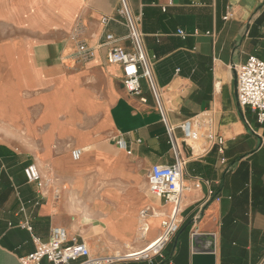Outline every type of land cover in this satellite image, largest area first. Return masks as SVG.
Masks as SVG:
<instances>
[{
	"label": "crops",
	"instance_id": "crops-1",
	"mask_svg": "<svg viewBox=\"0 0 264 264\" xmlns=\"http://www.w3.org/2000/svg\"><path fill=\"white\" fill-rule=\"evenodd\" d=\"M126 1L141 20L151 72L141 97L126 92L122 67L103 45L107 33L128 34L103 23L118 18L122 0H0V264H21L35 251L18 227L26 220L40 240L60 227L94 256L127 253V244L144 251L172 211L149 193L148 172L177 154L189 187L180 230L189 227L152 264H192L194 234L214 236L216 264H264V124L239 106L235 70L250 56L264 61V0ZM189 120H211L224 154L204 128L199 139H184ZM120 137L128 152L116 146ZM30 164L42 189L26 182ZM195 178L210 180L220 201L207 202L209 187L196 188ZM144 209L159 216L141 238Z\"/></svg>",
	"mask_w": 264,
	"mask_h": 264
},
{
	"label": "built area",
	"instance_id": "built-area-1",
	"mask_svg": "<svg viewBox=\"0 0 264 264\" xmlns=\"http://www.w3.org/2000/svg\"><path fill=\"white\" fill-rule=\"evenodd\" d=\"M123 6L118 11V18L105 17L103 23L106 27L111 22H116L124 26L128 34L124 38H119L113 33H107L104 38V44L109 48L108 60L111 64L122 67V84L126 92L132 96L142 95V80L151 79V72L148 61L143 49L142 33L140 31V18H135L129 9L126 0H122ZM225 20L229 16L224 17ZM183 38L187 36L184 31H179ZM129 42L132 50L121 45V41ZM80 55L84 61L89 60L90 50L86 46H80ZM237 78V100L241 108L250 107L257 116L259 124H264V61L255 56L248 57L247 61L235 68ZM141 101L146 103L145 98ZM204 135L209 142L219 146V152L224 154L225 141L218 136L213 129L211 120H189L182 126L184 139L197 140ZM140 142V141H139ZM116 146L119 150L128 152L129 146L122 138L116 140ZM74 161H79L82 156L80 149H75L71 153ZM225 163V160H223ZM186 163L177 154L174 164L171 165H153L148 172L149 193L165 204H174L175 208L171 217L162 222L163 231L154 242L156 245L140 254L133 252H115L112 255L94 256L89 247L79 240L78 237H70L66 230L55 227L51 230L48 241H42L33 235V228L28 220L21 222L18 227L27 230L35 244V251L20 259L21 264H40L47 260L52 264H130L131 262L145 261L152 264L154 258H164V251L173 237L179 232L183 220L180 210L184 192L189 191L185 186ZM24 175L28 184H34L39 189L43 187L42 176L36 164H30L24 169ZM194 186L199 188L204 184L209 187L208 200L220 201L215 197V191L212 188V182L204 178H195ZM150 209L141 211L140 216L144 219L150 214ZM182 221H179L178 218ZM152 245V244H151Z\"/></svg>",
	"mask_w": 264,
	"mask_h": 264
},
{
	"label": "water",
	"instance_id": "water-1",
	"mask_svg": "<svg viewBox=\"0 0 264 264\" xmlns=\"http://www.w3.org/2000/svg\"><path fill=\"white\" fill-rule=\"evenodd\" d=\"M206 239L215 241L214 236L197 235L192 237L193 255L192 264H216L215 248L211 250H203L202 246Z\"/></svg>",
	"mask_w": 264,
	"mask_h": 264
},
{
	"label": "bare ground",
	"instance_id": "bare-ground-1",
	"mask_svg": "<svg viewBox=\"0 0 264 264\" xmlns=\"http://www.w3.org/2000/svg\"><path fill=\"white\" fill-rule=\"evenodd\" d=\"M168 205H171L172 206V211L170 212V214L168 216L163 217L161 219V227H162V222H164L165 220H167V219H169L171 217V215L173 213V210L175 208L174 204H171L170 203ZM180 210H182V203H181V206H180ZM152 213L153 212H151V214H149V216L147 218H144V219L140 216V213H139V217L136 218L137 219L138 228H139L138 233L140 234V237L141 238H145V236L147 234H149V231H150L151 227H150V224L148 223V221H150L152 218H157L159 216L158 213H156V212H155V215L152 214ZM178 219H179V221H182L180 217ZM208 240L209 239H206L205 244L202 246V249L203 250H211V249H214L215 248L214 242L209 243ZM155 245H156V243L153 242L152 245H149L144 251H147V250L153 248ZM127 247H129V249L131 248L128 244H127ZM144 251H142V252H144ZM142 252L135 253V254H140Z\"/></svg>",
	"mask_w": 264,
	"mask_h": 264
},
{
	"label": "rangeland",
	"instance_id": "rangeland-1",
	"mask_svg": "<svg viewBox=\"0 0 264 264\" xmlns=\"http://www.w3.org/2000/svg\"><path fill=\"white\" fill-rule=\"evenodd\" d=\"M156 212V211H155ZM163 217H160L159 219H158V224H160V222H161V219H162ZM184 222V221H183ZM189 227V224H186L184 227H183V229H181V230H179V232L177 233V237H176V239H175V242L176 243H180V241H181V237H182V235H183V233L185 232H187V228ZM137 230H139V228H138V224H137ZM151 230V229H150ZM149 233L151 234L152 233V231H149ZM139 234V233H138ZM140 235V234H139ZM148 236H149V234H148ZM148 236L146 237V238H148ZM128 252H133V253H139V252H137V251H134L133 250V248H130L129 250H128Z\"/></svg>",
	"mask_w": 264,
	"mask_h": 264
},
{
	"label": "trees",
	"instance_id": "trees-1",
	"mask_svg": "<svg viewBox=\"0 0 264 264\" xmlns=\"http://www.w3.org/2000/svg\"><path fill=\"white\" fill-rule=\"evenodd\" d=\"M216 197V196H215Z\"/></svg>",
	"mask_w": 264,
	"mask_h": 264
}]
</instances>
